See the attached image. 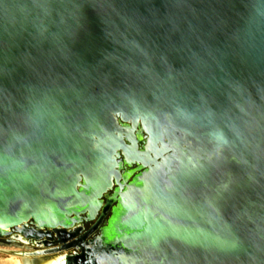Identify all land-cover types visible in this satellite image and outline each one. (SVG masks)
I'll return each mask as SVG.
<instances>
[{
  "label": "water",
  "instance_id": "95a60500",
  "mask_svg": "<svg viewBox=\"0 0 264 264\" xmlns=\"http://www.w3.org/2000/svg\"><path fill=\"white\" fill-rule=\"evenodd\" d=\"M113 185L87 264H264V0H0V234Z\"/></svg>",
  "mask_w": 264,
  "mask_h": 264
},
{
  "label": "flooded vegetation",
  "instance_id": "af4514ba",
  "mask_svg": "<svg viewBox=\"0 0 264 264\" xmlns=\"http://www.w3.org/2000/svg\"><path fill=\"white\" fill-rule=\"evenodd\" d=\"M133 135L138 142V149L141 150L145 143V134L138 127ZM118 163L120 166L118 170L122 176L120 183L128 184L136 175L144 171L140 165L125 164L122 156L118 159ZM117 190L118 187L113 185L102 195L101 204L94 215L86 213L70 216L72 222L68 227L39 228L33 221H29L19 227L11 228L5 234H0V243L25 248L24 252L31 253V257L28 258L32 262L38 260L45 263L44 261L65 257L64 264H87V258L100 253L103 248L100 241L112 211L117 206ZM106 259L105 256L98 257V260L106 261Z\"/></svg>",
  "mask_w": 264,
  "mask_h": 264
},
{
  "label": "rangeland",
  "instance_id": "374dc122",
  "mask_svg": "<svg viewBox=\"0 0 264 264\" xmlns=\"http://www.w3.org/2000/svg\"><path fill=\"white\" fill-rule=\"evenodd\" d=\"M24 251H26L25 248L0 243V264H11V262H18L21 264L23 262V258L12 255L11 252Z\"/></svg>",
  "mask_w": 264,
  "mask_h": 264
},
{
  "label": "bare ground",
  "instance_id": "6f19581e",
  "mask_svg": "<svg viewBox=\"0 0 264 264\" xmlns=\"http://www.w3.org/2000/svg\"><path fill=\"white\" fill-rule=\"evenodd\" d=\"M40 263L46 264V263H42V262H40ZM40 263L38 262V260L36 262L35 261L32 262L28 257H23V262L21 264H40ZM11 264H19V263L18 262H11Z\"/></svg>",
  "mask_w": 264,
  "mask_h": 264
}]
</instances>
